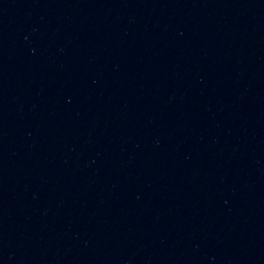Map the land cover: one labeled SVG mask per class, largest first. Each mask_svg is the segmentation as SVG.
I'll list each match as a JSON object with an SVG mask.
<instances>
[{
    "label": "water",
    "instance_id": "obj_1",
    "mask_svg": "<svg viewBox=\"0 0 264 264\" xmlns=\"http://www.w3.org/2000/svg\"><path fill=\"white\" fill-rule=\"evenodd\" d=\"M0 264H264V0H0Z\"/></svg>",
    "mask_w": 264,
    "mask_h": 264
}]
</instances>
